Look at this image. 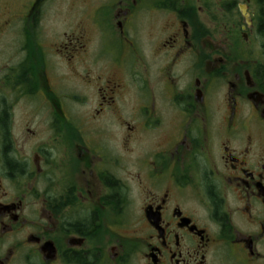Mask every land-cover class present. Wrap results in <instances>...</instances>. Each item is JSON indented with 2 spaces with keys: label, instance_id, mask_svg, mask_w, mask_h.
<instances>
[{
  "label": "flooded vegetation",
  "instance_id": "flooded-vegetation-1",
  "mask_svg": "<svg viewBox=\"0 0 264 264\" xmlns=\"http://www.w3.org/2000/svg\"><path fill=\"white\" fill-rule=\"evenodd\" d=\"M0 264H264V0H0Z\"/></svg>",
  "mask_w": 264,
  "mask_h": 264
}]
</instances>
